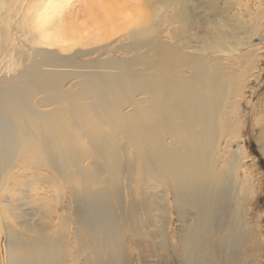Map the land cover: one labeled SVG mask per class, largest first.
I'll use <instances>...</instances> for the list:
<instances>
[{"label": "bare ground", "instance_id": "1", "mask_svg": "<svg viewBox=\"0 0 264 264\" xmlns=\"http://www.w3.org/2000/svg\"><path fill=\"white\" fill-rule=\"evenodd\" d=\"M240 1L0 0V264H252Z\"/></svg>", "mask_w": 264, "mask_h": 264}, {"label": "rangeland", "instance_id": "2", "mask_svg": "<svg viewBox=\"0 0 264 264\" xmlns=\"http://www.w3.org/2000/svg\"><path fill=\"white\" fill-rule=\"evenodd\" d=\"M263 2L264 0H242L239 3L240 5H236V8L238 6V9L241 8L243 16L247 18L250 17L251 19L261 22L264 19ZM244 6L246 11L243 8ZM263 24L261 26L262 28L264 27ZM261 69V73L263 75L264 64ZM261 88H264V85ZM258 102L261 103L260 98H254L252 100V104L254 103L253 107H255L254 111L258 108ZM254 111L247 115L246 127L241 135L243 141L242 145L247 153L244 165L251 170V175L255 178L251 201L247 206V218L250 227L247 253L250 256L252 264H264V155L260 151V144L257 142V135L259 131L258 129H254L255 126L253 125ZM175 226H177V224H175Z\"/></svg>", "mask_w": 264, "mask_h": 264}]
</instances>
